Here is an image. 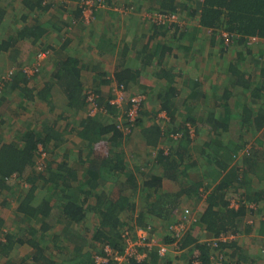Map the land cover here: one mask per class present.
I'll use <instances>...</instances> for the list:
<instances>
[{"label": "crops", "instance_id": "1", "mask_svg": "<svg viewBox=\"0 0 264 264\" xmlns=\"http://www.w3.org/2000/svg\"><path fill=\"white\" fill-rule=\"evenodd\" d=\"M160 2L94 0L87 11L82 0H0V43L12 40L18 51L4 50L0 67L5 62H33L36 56L38 62V55L49 51L46 60L40 62L42 72L33 83L36 95L37 90H43L51 81L58 64L68 58L75 59L86 97L91 93L101 97L102 106H95L96 113L102 112L108 103L119 112L124 123L130 122L132 113L141 120V125L133 131L129 128L130 132L118 123L125 138L115 150L121 152L126 172L101 175L92 168L97 187L76 199L88 211L80 224L64 219L58 210L52 211V217L45 222H40L39 214L31 221L30 216L18 209L22 195L28 192L27 186L14 178H9L7 189L0 186V242L15 239L9 253L4 257L0 254V264H49V261L80 264L82 255L86 257L88 252H91L87 257L91 264L93 249L100 247L91 240V234L100 224L99 200L103 194L110 199L118 198L113 195L114 182L110 176L120 177L122 195L135 206L133 215L128 212L122 215L128 217L125 222L130 224L138 213H147L152 202L162 195L179 197L172 223L167 225L154 217L147 221L167 228L183 223L179 236L170 234L164 240L173 243L175 252L170 251V256L187 261L188 247L182 248L187 231L200 243L211 245V264H222L226 258L221 253L223 250L211 243L217 239L215 235L199 225L200 210L208 205L213 194L221 196L214 207L217 211L227 208L237 214L246 207L252 208L253 212L241 215L235 222L236 242L231 241L224 251L229 252L232 262L240 259L244 264H264L261 252L264 248V123L256 131L261 124L256 122V116L264 113V100L254 101L252 96L264 89V41L246 38V46L239 41L226 47L230 42L218 35L214 38L211 29L200 24L204 0H176L174 14L180 24H175V29L169 25L159 27L153 19L154 14L165 11ZM24 28L39 29L42 34L19 39L18 34ZM25 55L28 58L23 60ZM4 74H0V79ZM162 74L170 77L164 78ZM20 80H3L4 84L0 85V137L4 143L22 145L20 137L41 119L36 110L42 103L35 98L30 105L32 101L25 97ZM124 88L129 98L126 101ZM50 91L53 96L61 97L62 107L56 105L49 118L53 120L55 114L62 112V117L67 118L62 125L75 131L72 137L67 133L60 142H52L49 160L52 159L54 167L56 160L69 163L79 176L89 174L94 147L79 139L78 132L87 114L92 116L90 105L73 114L60 87ZM170 91L175 93L169 101ZM14 95L18 102L12 100ZM134 98L140 102H134ZM22 113L25 115L20 117ZM187 117L193 118L196 126ZM246 151L252 153L250 161L244 159ZM161 154L176 166L171 175L159 161ZM129 174L136 179L135 187L128 180ZM149 181H158L160 187L149 189L146 184ZM44 195L37 193L35 206ZM185 208L192 212L188 222L182 218ZM9 213L13 218L8 217ZM142 227L136 224L129 231L145 229ZM127 261L126 264H131L134 258Z\"/></svg>", "mask_w": 264, "mask_h": 264}, {"label": "trees", "instance_id": "2", "mask_svg": "<svg viewBox=\"0 0 264 264\" xmlns=\"http://www.w3.org/2000/svg\"><path fill=\"white\" fill-rule=\"evenodd\" d=\"M161 1L160 4L165 11L161 10L159 13L177 12L176 0ZM200 24L208 30L211 29L210 34H212L211 36H214V38L218 35L224 41L230 42L226 47H230L239 41L240 44H245L246 46V38L249 40L257 39L264 41V0H204ZM165 26H173L172 28L175 29V24L173 23H167ZM224 33L229 35L228 40L223 36ZM33 34L40 37L42 32L39 29L24 28L18 35L19 39H25L29 36H33ZM11 43L12 40L0 43V56L6 49L18 52L16 50L17 46ZM26 45L30 47V45ZM26 57L27 55H25L23 60L26 59ZM36 58L37 56L35 57V61L27 62V65L20 67L16 70V74H14V79H21L20 81L24 85L23 93L26 95V98L32 101L30 105H33L35 98H38L40 104H44V109L49 112V114L56 111L57 107L54 103V96L50 90L55 86H59L62 94L66 98L68 107L74 111L73 114H76L83 108L85 110L86 108L88 109V98L84 94L77 61L72 58H68L67 61L58 64L51 75V81L45 84L43 90H37L35 95L34 91L36 87L33 83L37 82L36 79L40 72H42L41 68L43 67L41 64L34 69L37 65ZM24 67L34 71V74L25 72L23 69ZM166 76L170 77V74H162V77L166 78ZM246 82H248L250 88L249 80ZM263 92L264 89L262 93L260 92L258 95L252 93L253 100H264ZM174 93L173 91L167 93L169 101L173 99ZM128 99L126 98L124 88V100L126 101ZM100 100L101 97L96 96L95 104L98 108L102 106L100 105ZM130 103L131 100L128 102V105H130ZM103 107L105 111L98 112L94 116H89L87 114V117L81 124V131L78 132L79 139L83 142H87L91 147H94L92 153L95 160L93 159L94 161H91V173L83 176H79L78 171L72 169L69 163L56 160V166L54 167L52 159L49 160V154L53 152L52 149L49 148V146L53 145L52 142H60L67 133L72 137L75 131L73 127L68 129L65 125H62L63 122H67V118L62 117V112L55 114L53 120L48 117V119L43 121L41 117L39 123L36 125L32 123L31 127L28 128L29 131L26 130L27 132L20 137L22 145L4 143L0 137V186L7 189L11 182L9 178L21 180L20 183L27 186L28 192L22 195L23 197L20 199L21 201L19 202L18 209L23 214L30 216L29 220L31 219L32 221L33 218H36L39 214L41 215L40 222H45L52 217V211L58 210L64 219L71 223L80 224L86 218L88 211L83 204L78 203L76 199L78 196L88 193V189L93 190L97 187V178L94 176L92 168L100 172L101 175L103 173L112 175L120 171L126 172L121 157L122 154L115 150L120 147V142L125 138V135L120 131L118 123L120 126L125 125V128H130L133 131L137 125H141V120L136 118L135 122L131 124L130 122L124 123V121L120 120L121 116L119 112L113 109V105L107 103ZM128 109L129 107H127L126 110ZM169 114L171 116L175 115L170 112ZM249 114L250 113L247 115ZM124 116H126V114H124ZM187 118L186 120L191 121L192 125L196 126L193 118ZM128 120L129 118H127V121ZM256 122L259 124L261 123L256 130L259 131V129H261L260 126L264 123V113H260L256 116ZM219 133H222V129H219ZM129 135L130 134L127 136ZM147 137L149 140L153 139L152 136ZM155 137L156 136H154V138ZM251 155V151H248V153L246 152L244 159L250 161ZM159 161L163 163L165 171L171 175L176 168L175 164L169 162L167 156H163L162 154L159 157ZM110 177L109 179L114 182L113 195L118 196V198L115 200L110 199V196H106V194H103L100 198L97 207V213L100 215V224L99 228H96L94 233L91 234V240L95 246L108 245L119 254H123L125 250L123 234L125 231L134 230L136 224L138 226H146L149 224L151 227L150 233L152 235V232L155 230L154 224H150L147 221L148 219L150 220L151 217L164 220L167 225L168 223H172L174 221L173 212L177 208L175 203L178 201L179 197L164 194L158 199L156 198L157 200L152 202L147 213H138L137 217L132 218L134 220L133 224H130L125 222L128 217L122 218V215L127 212L133 215L135 206L131 204L128 197L122 195L120 177ZM128 178L135 187L136 179L131 174H129ZM146 184L149 186V189L153 187L157 190L160 187L158 181H149ZM50 188H53V191H50ZM38 192H43L45 195L40 197V204L35 206L34 202ZM220 200L221 196L218 193L213 194L210 197L208 205L206 207L204 205L200 210L201 216L199 220L201 228L204 227L206 230L212 232L217 239L220 238L221 235L230 234V232L236 235V233H238L236 232L237 229H233L236 226L235 222L239 220L241 215H246L247 212H253L252 208L247 207L237 214H234V212L227 208L217 211L214 207ZM45 227L48 228L49 226L45 224ZM129 233L132 235L133 231ZM185 234L182 248L188 247L189 251H187L190 254L187 255L189 257L188 261L187 259H181L180 256H170L169 252L165 254V256H161L159 254L160 249L155 247L146 259L143 261L134 259L131 264H196V262L197 264H211L209 251L211 245L200 243L198 239L190 232L188 233V231L185 232ZM19 240L22 241L21 239ZM14 242L15 239H10L3 244L0 242V254L3 257L12 249V244H14ZM232 242L236 241L233 240ZM166 243L168 242L166 241ZM80 245L79 243L78 246L80 247ZM229 245H231V242L220 241L217 244L216 249L223 250L221 253L226 257L222 261V264H244L243 260L240 259L235 260V262L230 260L229 252L224 251ZM79 249L82 250L83 248L81 247ZM261 252L264 253V248H262ZM87 254L86 257L82 255L81 261L79 260L80 264H90L88 263L87 257L91 255V252ZM48 263L56 264L52 261ZM114 263V261L110 262V264Z\"/></svg>", "mask_w": 264, "mask_h": 264}, {"label": "built area", "instance_id": "3", "mask_svg": "<svg viewBox=\"0 0 264 264\" xmlns=\"http://www.w3.org/2000/svg\"><path fill=\"white\" fill-rule=\"evenodd\" d=\"M84 1V4L87 6V11L90 10L94 4V0H83ZM101 1H105V0H101ZM155 15V19H153L155 21V24H157L158 26H162V25H166V23H173V24H176V25H179L180 24V20L179 18L176 16V14L174 13H159L157 12V14H154ZM87 16V15H86ZM157 16V18H156ZM227 40H228V37L229 35L227 33H224L223 35ZM49 51H43V53L39 54L38 55V62L36 63V67L34 69L37 68V66L41 65V61L44 60L47 58V56L49 55ZM25 70V72H27L28 74H34V71L30 70L29 68L27 67H24L23 68ZM14 74H16V70L12 69L10 70L9 72H5V74L3 75L2 79H0V85H3L4 82L3 80H11L13 77H14ZM95 99H96V96H94V94H90V96L88 97V103L90 105L89 107V114L90 115H94L96 113V104H95ZM139 98H134V102H140L138 100ZM136 120V116L134 113H132L131 115V118H130V124L135 122ZM126 132H130V129L129 128H125L124 129ZM123 132V130H122ZM248 153V151H246ZM245 152V153H246ZM191 210L187 209L185 210V212L183 213V220L184 221H189L190 220V216H191ZM171 228V227H170ZM173 229H169L170 231V234H176L177 236H179L184 228L183 226V223L180 224V225H175V226H172ZM141 231H147L149 232L148 236L145 238L144 237V244H143V247L144 249H146L147 252H141V250L139 251H136V252H132L130 251V248H126L124 253L123 254H119L117 251L115 250H112V248H110L109 246H106L104 248V255L103 257H97L96 260L94 261L93 264H110L111 261H114L115 263L114 264H124V262H126L127 260L131 259V258H134V259H144L147 257V253H150L152 250H154L155 247H158L160 250H159V254L161 256H165V254H167L168 252L170 253L171 248H173V243H166V242H163V244H159L157 242L156 239L153 238V236H151V227H148L147 229H139ZM130 231H126V235L127 236H131ZM237 238V236L233 235V234H227V235H221L220 238L218 239H213L212 240V245L217 247V244L220 242V241H224V242H231L233 240H235ZM139 248L141 249V247L139 246ZM174 249V248H173ZM175 252V250H174ZM197 264V262H196Z\"/></svg>", "mask_w": 264, "mask_h": 264}, {"label": "rangeland", "instance_id": "4", "mask_svg": "<svg viewBox=\"0 0 264 264\" xmlns=\"http://www.w3.org/2000/svg\"><path fill=\"white\" fill-rule=\"evenodd\" d=\"M88 15V14H86ZM48 50V49H47ZM10 61V60H8ZM28 63L27 62H24L22 64H14L12 62H5V63H2L1 67H0V74L3 72V74L6 72H9L10 70H18L20 67H22L23 65H27ZM15 76L12 78L14 79ZM11 79V80H12ZM11 80H8L9 82ZM8 84V83H7ZM7 86V85H6ZM6 88V87H5ZM5 90V89H4ZM119 97L121 98V93L119 94ZM55 98V103L56 105L61 109L62 107V104H61V97L59 95H56L54 96ZM12 100L15 101V102H18V98L14 95L12 97ZM120 101L122 102V100L120 99ZM120 102V103H121ZM123 104V103H121ZM39 107L38 110H36L38 112L39 115H41V117L43 118V121L48 119L49 117V113H47V111L44 110V104L42 105H37ZM69 114H72V113H69ZM77 114V113H76ZM25 114L22 113L20 114L19 116L20 117H23ZM121 120V118H120ZM22 187V186H21ZM24 188V187H23ZM193 201V200H192ZM194 203V202H193ZM204 207V206H203ZM188 208H185L183 211V213L185 212V210H187ZM201 209V207H200ZM190 210V209H189ZM11 214L9 213L8 217L10 218H13L10 216ZM100 222V221H99ZM98 222V224H99ZM142 228H146V226L142 227ZM167 226H163L161 224H154V233H153V238L157 240V242L159 244H163V242H166V240H164L165 238H169V235H170V231L169 229H173L172 227L171 228H167ZM168 230V231H166ZM149 232L147 231H141V230H137V231H134V233L131 235V236H127L126 234L123 235V240H124V245L126 246V248H130V251L132 252H136V251H140L141 249L139 248V246L142 248L143 247V244H144V237L148 236ZM145 237V238H146ZM162 241V242H160ZM171 250H174L173 248H171ZM93 256H92V262L91 264L94 263V261L96 260V258L99 256V257H103V253L101 252V247H96L95 250L93 249ZM126 263H129L128 261L124 262V264Z\"/></svg>", "mask_w": 264, "mask_h": 264}, {"label": "clouds", "instance_id": "5", "mask_svg": "<svg viewBox=\"0 0 264 264\" xmlns=\"http://www.w3.org/2000/svg\"><path fill=\"white\" fill-rule=\"evenodd\" d=\"M148 227H150V226L148 225ZM148 227H147V228H148ZM147 228H145V229H147ZM127 231H129V230H127ZM133 233H134V232H133ZM133 233H132V234H133ZM125 234H126V231H125V233H124L123 235H125ZM151 236H152V235H151ZM106 246H108V245L100 246V247H101V252H102V253H104L103 251H104V248H105ZM124 246H125V245H124ZM125 249H126V246H125ZM112 250H113V248H112ZM124 251H125V250H124Z\"/></svg>", "mask_w": 264, "mask_h": 264}]
</instances>
